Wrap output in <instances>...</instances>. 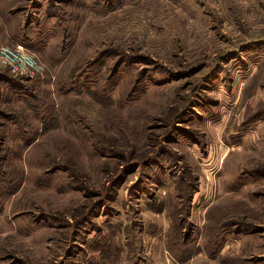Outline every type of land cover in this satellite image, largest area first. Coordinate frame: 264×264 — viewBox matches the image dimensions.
<instances>
[{"label": "rangeland", "instance_id": "rangeland-1", "mask_svg": "<svg viewBox=\"0 0 264 264\" xmlns=\"http://www.w3.org/2000/svg\"><path fill=\"white\" fill-rule=\"evenodd\" d=\"M0 264H264V0H0Z\"/></svg>", "mask_w": 264, "mask_h": 264}, {"label": "built area", "instance_id": "built-area-1", "mask_svg": "<svg viewBox=\"0 0 264 264\" xmlns=\"http://www.w3.org/2000/svg\"><path fill=\"white\" fill-rule=\"evenodd\" d=\"M0 61L22 74L33 75L36 71L42 70V66L36 62L33 55L22 44L2 46L0 48Z\"/></svg>", "mask_w": 264, "mask_h": 264}]
</instances>
